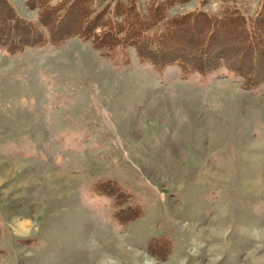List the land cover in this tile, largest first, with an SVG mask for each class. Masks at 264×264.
Instances as JSON below:
<instances>
[{
	"label": "rangeland",
	"instance_id": "obj_1",
	"mask_svg": "<svg viewBox=\"0 0 264 264\" xmlns=\"http://www.w3.org/2000/svg\"><path fill=\"white\" fill-rule=\"evenodd\" d=\"M219 44L205 74L74 37L0 51V264H264V75L246 85L219 61L240 46Z\"/></svg>",
	"mask_w": 264,
	"mask_h": 264
},
{
	"label": "trees",
	"instance_id": "obj_2",
	"mask_svg": "<svg viewBox=\"0 0 264 264\" xmlns=\"http://www.w3.org/2000/svg\"><path fill=\"white\" fill-rule=\"evenodd\" d=\"M148 1L109 0L106 4L111 7L99 8L100 0H24L25 7L31 11L30 15H24L17 11L11 0H0V51L12 56L26 48L58 45L66 38L74 37L87 41L107 57H111L109 53L114 49L130 48L139 59L151 62L155 67L174 63V66L185 69L192 65L194 58H198L200 68L197 71L205 74L210 60L201 61V57L207 53L219 57L221 50L218 47L223 46L219 43L230 42L240 46V50L236 48V54L222 53L219 61H223L224 66L230 64L248 86L262 82L260 76L264 73H254L252 77L251 70L245 66H249L248 56L254 64L264 57V32L258 29L264 22V0L258 2L255 11L254 5L243 7L246 0H219L216 12L215 9H192L172 15L167 14L168 7L186 0H162L163 4L156 3L153 7ZM157 25L161 27L159 32L156 29L157 38L163 43L154 45L145 34ZM257 29L260 32H256ZM220 30L224 35L215 42ZM193 38L196 40L192 42ZM176 42H185L187 47L183 49L182 44ZM204 44L211 47L209 52L205 51ZM171 48L176 52L174 62L156 56L157 52L163 53Z\"/></svg>",
	"mask_w": 264,
	"mask_h": 264
}]
</instances>
